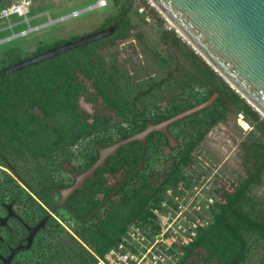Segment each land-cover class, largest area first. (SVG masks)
I'll return each mask as SVG.
<instances>
[{
	"label": "trees",
	"instance_id": "obj_1",
	"mask_svg": "<svg viewBox=\"0 0 264 264\" xmlns=\"http://www.w3.org/2000/svg\"><path fill=\"white\" fill-rule=\"evenodd\" d=\"M109 2L118 14L108 17L97 31L115 25L119 29L104 40L3 76V69L27 60L16 57L15 49L8 51L11 63L0 68V165L9 173L0 176V207L15 201L25 206V212L19 213L28 224L38 223L48 215L46 207L55 210L57 188L68 185L56 176L64 171V163L77 165L75 150L80 144H90L86 163L77 165L84 171L98 159V145L124 140L143 131L148 123L168 120L219 94L210 108L172 125L177 148H171L165 135L154 133L146 147L134 142L121 148L117 157L109 158L96 178L69 201L68 213L77 223L74 230L80 241L51 218L37 236L47 234L51 238L47 244L50 254L37 264L61 262L65 256L80 259L79 264H96L95 255L104 257L118 245L131 224L149 222L150 210L164 191L188 179L186 172L196 164L206 137L234 112L243 114L253 128L240 143L246 178L234 192L225 193L224 202L214 211V224L200 231L179 264H196L192 259L201 249L207 264L245 263L250 239L264 241V214L253 195L264 176V117L174 28L164 29L162 34L167 57L148 49L142 34H135L144 67L134 75L117 54L104 56L105 45L114 47L117 41L133 37L136 27L131 14L139 13V8L157 18L161 26L166 22L147 0ZM67 42L39 48L33 55ZM82 99L90 104L101 101L105 112L97 108L94 114L83 111ZM184 123L185 129L179 128ZM119 175L121 180L108 186L107 178ZM26 211L30 217L24 215ZM7 236V242L16 238ZM38 243L42 249L43 240Z\"/></svg>",
	"mask_w": 264,
	"mask_h": 264
},
{
	"label": "rangeland",
	"instance_id": "obj_2",
	"mask_svg": "<svg viewBox=\"0 0 264 264\" xmlns=\"http://www.w3.org/2000/svg\"><path fill=\"white\" fill-rule=\"evenodd\" d=\"M18 1L19 0H0V11L18 3ZM99 1L100 0H33V7L29 15V25L24 22L23 19L17 17H13L7 22H0V29H4L3 35H0V40L12 37L22 31H28L29 27L37 29L26 36L8 41L0 46V61H3L0 68L11 63L12 59H8L7 55L8 51L11 49L16 50V57L29 59L34 56L33 54L39 48H49L56 43H64L74 40L75 37H83L98 32L97 30L100 29L108 17L118 14V10L109 2L110 0H108V6L104 8L87 11L88 8L96 5ZM147 1L150 3L149 0ZM150 5L155 8L151 3ZM74 12L82 13L77 17H68L64 20H60L72 15ZM158 13L165 19L159 11ZM145 16L147 15L142 16L140 13L134 11L131 14V21L136 27L133 31V37L117 41L114 47L105 45V47L102 48V54L106 57L112 53L117 54L119 60L127 66L132 75L136 74L144 67V56L141 52V44L137 37H135L136 33L142 34V42L148 49L160 54L162 57H167V50L161 39L163 30L173 28V26L166 19L164 25L161 26V22L157 18L155 19L154 17L153 19L149 16L151 22H147ZM8 24L14 27L12 31L8 29ZM81 108L89 114H94L96 108L102 110V113L105 112L101 101L97 104H90L82 99ZM239 115H236L235 112L230 113L217 124L202 143L198 151L196 165L194 166L195 172L220 168L224 174L229 176L233 181L231 192H234L243 179L246 178V173L241 165L239 157L240 143H243L253 130L250 125L247 130L240 125L241 119ZM185 127L186 124L184 123L179 128L185 129ZM173 131L177 133V129L174 128ZM89 145V143H82L76 148L75 154L79 156L75 164L84 165V163H86L90 148ZM3 172L6 173L8 171L0 165L1 177H3ZM120 177L121 175H119L118 178L116 176L107 178L108 186L116 185V183L121 180ZM56 178L58 181L64 183H69V180H71L67 171H60ZM253 195L258 200L260 206L259 210L264 214V176L261 182L253 189ZM2 197L3 193H0V201ZM18 210L21 213L25 212V206L19 205ZM59 211L60 213L57 214L58 220L54 219V221L59 223L66 231L80 241L74 230L77 227V223L65 209ZM27 213L26 211L24 215L29 216ZM5 236L8 240L10 239L7 234ZM37 238L31 251L21 253L13 264H37L38 260L48 257L50 252L47 250V244L51 242V238L48 237L47 234H42ZM40 240H43L42 249H40L38 243ZM263 257L264 241L252 237L250 239V252L246 262L243 264H264ZM72 258L73 256H71V258L70 256H65L62 258L61 262L53 261L51 264H79L80 259L76 261ZM192 261L196 264H207L204 262V251L201 249Z\"/></svg>",
	"mask_w": 264,
	"mask_h": 264
},
{
	"label": "water",
	"instance_id": "obj_3",
	"mask_svg": "<svg viewBox=\"0 0 264 264\" xmlns=\"http://www.w3.org/2000/svg\"><path fill=\"white\" fill-rule=\"evenodd\" d=\"M173 28L200 54L220 76L264 117V0H149ZM89 9V8H88ZM71 16V15H69ZM68 17V16H67ZM61 20V19H60ZM119 25L89 34L62 44L45 53L2 70L7 76L59 55L88 46L114 35ZM219 98L214 94L204 103L186 110L159 124L147 127L131 137L109 146L98 145L99 159L83 173H76L73 186L60 190L62 202L77 191L84 189L89 179L95 178L97 170L105 168L107 160L117 157L121 148L134 142L144 146L154 133L164 134L171 148L178 147L177 139L169 128L197 113L210 108ZM65 169L73 170L69 163ZM144 168V164L140 169ZM10 217H12L10 215ZM46 220L29 229L28 245L12 251L8 258L0 255L4 264H12L17 254L32 248L35 236L43 230Z\"/></svg>",
	"mask_w": 264,
	"mask_h": 264
},
{
	"label": "built area",
	"instance_id": "obj_4",
	"mask_svg": "<svg viewBox=\"0 0 264 264\" xmlns=\"http://www.w3.org/2000/svg\"><path fill=\"white\" fill-rule=\"evenodd\" d=\"M106 6L108 0H100L87 11ZM32 7L33 0H19L0 11V22L17 17L29 25ZM82 12H74L68 17H77ZM139 13L146 15V10L140 8ZM145 17L151 22L148 16ZM13 28L8 24L9 30ZM34 30L37 29L29 27L28 31L0 40V46ZM239 118L244 120L243 115ZM194 166L187 170V180L164 191L160 201L150 210L149 222L131 224L118 245L104 257L95 255L96 264H179L185 249L197 240L200 231L214 224L217 205L224 202L225 193H231L233 188V181L220 168L195 172Z\"/></svg>",
	"mask_w": 264,
	"mask_h": 264
},
{
	"label": "flooded vegetation",
	"instance_id": "obj_5",
	"mask_svg": "<svg viewBox=\"0 0 264 264\" xmlns=\"http://www.w3.org/2000/svg\"><path fill=\"white\" fill-rule=\"evenodd\" d=\"M157 124H159V123H157ZM171 127L169 128L170 134H171ZM147 142H148V140H147ZM146 146H147V144H146ZM146 146H144V147H146ZM98 155H99V153H98ZM98 159H99V156H98ZM64 164H63V170L68 172V174L72 178V182H70V183L67 182L68 185H66L64 187L57 188L58 196H57V199H56V202H55L56 203L55 210H51V209L46 208V211H47L48 215L44 219L40 220L38 223H36L34 225L28 224L26 222V219L21 217V213H19V210H18V207H17L18 204L15 203V201L14 202L10 201L8 203L4 202V203L1 204V207H0V255L2 257L8 258L11 255L12 251H14L15 249H17L19 247H25V246L28 245L26 240H27V238L29 236V229L37 227L40 223H42L43 221L46 220L45 227L43 228V230H44L46 228L47 224L49 223V221L51 220V218L58 220L57 214L60 213L59 210L65 209V211L68 212L69 201H70V199H71V197L73 195L67 200L65 206L60 207V204L62 202V195L60 193V190L73 186V184L76 181V173L75 172L83 174V173L87 172L91 168L92 165L89 168H87L86 170L80 171L79 168L77 167V165L70 164L72 166V168H73V170H70V169H65L64 168ZM140 170H142V169H140ZM98 171L99 170H97L96 175H97ZM95 178H96V176H95ZM92 179H94V178H92ZM89 180H91V179H89ZM88 181L86 182V184L88 183ZM10 215L12 217H10ZM43 230H41V231H43ZM39 233L34 238L33 246H34L35 240H36L37 236L39 235ZM6 234H10V235L16 236L15 240L12 241V242H7L6 241V236H5ZM33 246H32V248H33ZM31 249L28 250V251H31ZM28 251H25V252H28ZM25 252H22V253H25ZM20 254H17L15 256V258L12 261V264L14 263V261L16 260V258ZM0 264H4L1 259H0Z\"/></svg>",
	"mask_w": 264,
	"mask_h": 264
},
{
	"label": "bare ground",
	"instance_id": "obj_6",
	"mask_svg": "<svg viewBox=\"0 0 264 264\" xmlns=\"http://www.w3.org/2000/svg\"><path fill=\"white\" fill-rule=\"evenodd\" d=\"M240 125H241L244 129H246V130L249 128V124L246 123V122L243 121V120L240 121Z\"/></svg>",
	"mask_w": 264,
	"mask_h": 264
},
{
	"label": "crops",
	"instance_id": "obj_7",
	"mask_svg": "<svg viewBox=\"0 0 264 264\" xmlns=\"http://www.w3.org/2000/svg\"><path fill=\"white\" fill-rule=\"evenodd\" d=\"M3 30H4V29H0V35H3V34H2V33L4 32Z\"/></svg>",
	"mask_w": 264,
	"mask_h": 264
}]
</instances>
